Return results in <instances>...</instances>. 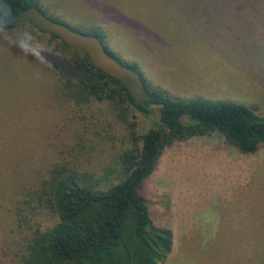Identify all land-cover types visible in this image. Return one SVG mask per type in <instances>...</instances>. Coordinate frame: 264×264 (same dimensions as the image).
Here are the masks:
<instances>
[{"label": "rangeland", "instance_id": "obj_1", "mask_svg": "<svg viewBox=\"0 0 264 264\" xmlns=\"http://www.w3.org/2000/svg\"><path fill=\"white\" fill-rule=\"evenodd\" d=\"M38 1L71 27L100 31L108 50L135 65L151 90L264 115V58L256 55L264 52V29H210V0ZM21 28L30 29H12ZM51 50L27 56L0 38V167L19 161V189L56 156L79 157L98 177L119 170L123 142L130 145L129 124L99 118L92 125L102 136L91 143L93 135L55 105L45 69ZM158 109L131 108L139 135L159 126ZM73 135L85 150L71 144ZM146 194L154 222L174 233L172 253L158 264H264V146L243 154L218 134L178 142L165 150Z\"/></svg>", "mask_w": 264, "mask_h": 264}, {"label": "trees", "instance_id": "obj_2", "mask_svg": "<svg viewBox=\"0 0 264 264\" xmlns=\"http://www.w3.org/2000/svg\"><path fill=\"white\" fill-rule=\"evenodd\" d=\"M7 2L13 16L36 7L74 31L98 37L110 56L142 77L150 100L136 105L124 84L95 67L82 49L31 23L12 25L9 31L29 25L34 35L48 38L52 50L45 69L52 77L53 101L71 122L93 135L90 142L102 136L92 124L103 118L110 126L129 124L130 145L124 141L117 156L120 169L100 177L83 168L79 157L74 162L56 156L19 189V161L10 160L6 171L0 167V264H158L165 260L173 251L174 233L154 222L146 194L147 181L165 150L178 142L218 134L241 153L256 154L264 146V115L231 102L179 100L151 90L135 65L108 50L96 28L89 33L71 27L46 13L38 0ZM207 11L210 29H264V0H210ZM256 55L264 58V52ZM151 105L159 108L160 124L139 135L128 115L131 108L146 113ZM78 139L83 140L73 135L71 144L85 150ZM70 146L63 149L69 151Z\"/></svg>", "mask_w": 264, "mask_h": 264}, {"label": "water", "instance_id": "obj_3", "mask_svg": "<svg viewBox=\"0 0 264 264\" xmlns=\"http://www.w3.org/2000/svg\"><path fill=\"white\" fill-rule=\"evenodd\" d=\"M16 22L31 23L42 32L58 36L67 45L85 51L95 67L124 84L136 105L150 100V95L142 77L135 70L110 56L98 37L74 31L67 25L48 18L36 7H30L14 16L13 24Z\"/></svg>", "mask_w": 264, "mask_h": 264}, {"label": "clouds", "instance_id": "obj_4", "mask_svg": "<svg viewBox=\"0 0 264 264\" xmlns=\"http://www.w3.org/2000/svg\"><path fill=\"white\" fill-rule=\"evenodd\" d=\"M14 20L11 6L7 0H0V38L7 41L13 47L18 48L27 56L39 57L45 54V50L50 47L45 41L38 39L32 31L27 28L13 29Z\"/></svg>", "mask_w": 264, "mask_h": 264}]
</instances>
